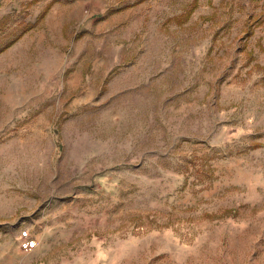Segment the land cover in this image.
<instances>
[{
  "label": "rangeland",
  "instance_id": "obj_1",
  "mask_svg": "<svg viewBox=\"0 0 264 264\" xmlns=\"http://www.w3.org/2000/svg\"><path fill=\"white\" fill-rule=\"evenodd\" d=\"M45 1L0 0V264H264V0Z\"/></svg>",
  "mask_w": 264,
  "mask_h": 264
},
{
  "label": "crops",
  "instance_id": "obj_2",
  "mask_svg": "<svg viewBox=\"0 0 264 264\" xmlns=\"http://www.w3.org/2000/svg\"><path fill=\"white\" fill-rule=\"evenodd\" d=\"M40 1L43 2L44 0H40ZM49 1H52V0H47V1H45L44 3H48ZM38 2H39V1H38Z\"/></svg>",
  "mask_w": 264,
  "mask_h": 264
},
{
  "label": "built area",
  "instance_id": "obj_3",
  "mask_svg": "<svg viewBox=\"0 0 264 264\" xmlns=\"http://www.w3.org/2000/svg\"><path fill=\"white\" fill-rule=\"evenodd\" d=\"M31 244H32V245H34V244H35V242H31Z\"/></svg>",
  "mask_w": 264,
  "mask_h": 264
},
{
  "label": "trees",
  "instance_id": "obj_4",
  "mask_svg": "<svg viewBox=\"0 0 264 264\" xmlns=\"http://www.w3.org/2000/svg\"><path fill=\"white\" fill-rule=\"evenodd\" d=\"M7 47H9V46H7ZM7 47H6V48H7ZM6 48H5V49H6ZM255 147H256V146H255Z\"/></svg>",
  "mask_w": 264,
  "mask_h": 264
}]
</instances>
